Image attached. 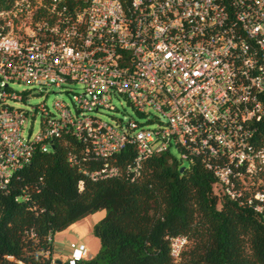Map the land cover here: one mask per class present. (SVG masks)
Returning <instances> with one entry per match:
<instances>
[{
  "label": "built area",
  "instance_id": "obj_1",
  "mask_svg": "<svg viewBox=\"0 0 264 264\" xmlns=\"http://www.w3.org/2000/svg\"><path fill=\"white\" fill-rule=\"evenodd\" d=\"M13 81L79 85L74 112L61 100L54 111L41 104L40 131L24 137L27 112L7 103L23 99ZM113 96L165 123L123 128L89 114L115 110ZM66 136L80 147L70 164L100 163L84 171L92 179L118 175L112 159L126 146L133 177L175 149L211 171L218 200L264 214V0H85L80 10L67 0H13L0 9V187ZM187 243L170 237V256ZM86 251L78 245L69 263Z\"/></svg>",
  "mask_w": 264,
  "mask_h": 264
},
{
  "label": "trees",
  "instance_id": "obj_2",
  "mask_svg": "<svg viewBox=\"0 0 264 264\" xmlns=\"http://www.w3.org/2000/svg\"><path fill=\"white\" fill-rule=\"evenodd\" d=\"M12 2L0 0V9ZM63 140L36 152L0 187V264H70L54 262V235L101 209L105 215L92 227L100 247L74 264H264V214L218 200L213 174L199 161L180 171L184 161L162 153L133 177V147L126 146L112 159L118 175L92 179L84 171L100 163L70 164L68 153L80 147L72 137ZM177 235L188 243L173 259L169 238Z\"/></svg>",
  "mask_w": 264,
  "mask_h": 264
},
{
  "label": "rangeland",
  "instance_id": "obj_3",
  "mask_svg": "<svg viewBox=\"0 0 264 264\" xmlns=\"http://www.w3.org/2000/svg\"><path fill=\"white\" fill-rule=\"evenodd\" d=\"M9 88L23 97L21 101L8 99L7 103L15 108L27 112V118L22 125L21 132L24 137L30 138L38 134L41 129L42 120V114L40 110L33 108H36L37 106L42 104L45 105L50 111H54L53 102L56 100H61L69 104L71 110L74 112V108L71 103V94L72 92L79 91V85L75 84H67L62 87H46L21 81L11 82L9 84ZM112 104L116 108L115 110L102 108L98 111L90 112L89 114L92 116H96L102 121L108 122L114 126L118 127V125H120L123 128H125L126 124L129 121H136L140 126L147 128H156L161 122L165 123V119L159 113L150 111L144 115L138 114L131 106V104L122 96H113ZM171 154L177 159L179 158V153L177 150L172 149ZM188 164L189 163L185 161L182 163V166L187 167ZM104 215V209L89 214L83 219L77 221V223L75 222L67 227L68 229L75 226L70 229L72 232L69 231L63 233L64 231H62L58 233V236L60 238L67 233H71L73 237L70 238L69 242H67L70 246L77 248L80 242H84L86 246L92 249L94 255L100 247V241L96 236L92 234V227ZM90 223L93 224L88 226V224ZM88 227H90L89 230ZM58 241L60 242L59 239H57L56 242Z\"/></svg>",
  "mask_w": 264,
  "mask_h": 264
},
{
  "label": "crops",
  "instance_id": "obj_4",
  "mask_svg": "<svg viewBox=\"0 0 264 264\" xmlns=\"http://www.w3.org/2000/svg\"><path fill=\"white\" fill-rule=\"evenodd\" d=\"M100 217H101V214H100ZM91 224H93V223L88 224V226L91 225ZM73 227H75V226H73ZM73 227L68 228V229L67 228L64 229L63 233L71 231L70 229H72ZM89 229H90V227H88V230ZM60 232H62V231H60ZM60 232H58V233H60ZM58 233H56L54 235V239H53V248H54L53 259L54 260L58 259L60 261H65V260H68L70 258L73 249H75L76 247H72V246L69 245V243H67V242H69L70 238L73 237V235L71 233H67L63 237H60V238L58 236ZM57 239H59L60 242L59 241L56 242ZM80 244H84V242H80L79 245ZM86 248H87V251H86V255H85L84 258H90L91 256H93L92 249L89 248L88 246H86Z\"/></svg>",
  "mask_w": 264,
  "mask_h": 264
},
{
  "label": "water",
  "instance_id": "obj_5",
  "mask_svg": "<svg viewBox=\"0 0 264 264\" xmlns=\"http://www.w3.org/2000/svg\"><path fill=\"white\" fill-rule=\"evenodd\" d=\"M183 169H184V167H182V168L180 169V171H182ZM54 262H55V263H60L61 261L58 260V259H56V260H54Z\"/></svg>",
  "mask_w": 264,
  "mask_h": 264
}]
</instances>
